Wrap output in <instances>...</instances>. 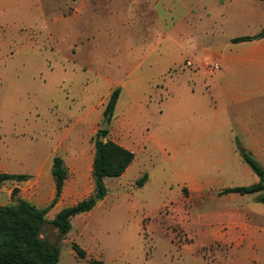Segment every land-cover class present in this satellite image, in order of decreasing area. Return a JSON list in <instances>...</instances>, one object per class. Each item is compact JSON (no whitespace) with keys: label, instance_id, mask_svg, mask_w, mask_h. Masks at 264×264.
<instances>
[{"label":"rangeland","instance_id":"374dc122","mask_svg":"<svg viewBox=\"0 0 264 264\" xmlns=\"http://www.w3.org/2000/svg\"><path fill=\"white\" fill-rule=\"evenodd\" d=\"M131 2L0 0V155L7 151L16 173H25L27 180L36 171L23 167L53 156L64 159L67 182L77 162L87 174L110 95L116 88L122 93V85L110 81L132 78L126 79L115 64L120 39L127 35L134 45H147L149 19L156 17L152 9L143 14ZM103 35L114 42H102ZM149 72L144 69L137 75L141 79L129 85L134 97L118 99L106 137L129 146L138 157L142 154L127 177L105 180V201L72 219L71 231L59 242L58 264H218L214 255L220 240L214 227L239 231L249 226L242 236L256 240L255 228L264 225V205L257 202L264 191L219 199L223 187H207L199 194L198 186L181 182V171L215 175L221 164L226 171L233 166L231 160L221 161L232 155L233 145L218 133L221 123L210 111L203 76H193L185 65L163 75ZM194 82L197 93L192 97L187 87ZM211 131L216 134L201 135ZM150 133L158 144L177 149L176 158L169 160L147 143ZM217 145L222 153L215 151ZM248 155L264 168V155ZM249 171L252 177L232 169L225 178L244 182L235 186H250L259 178ZM144 175L146 182L137 186ZM222 208L233 210L222 213ZM43 236L58 241L51 225ZM73 243L93 253L79 258ZM172 243L188 247L181 250Z\"/></svg>","mask_w":264,"mask_h":264},{"label":"crops","instance_id":"0c3cea01","mask_svg":"<svg viewBox=\"0 0 264 264\" xmlns=\"http://www.w3.org/2000/svg\"><path fill=\"white\" fill-rule=\"evenodd\" d=\"M128 1H132L135 9L143 14L147 12V9H152L156 17L149 19L148 24L152 29L149 41L144 42L148 43L147 45H134L129 36L121 37L120 41L123 43L120 50L121 55L118 60H115V64L126 79L132 78L128 82L119 81L114 84L110 81V83L122 85V93L119 98L121 99L124 95L128 98L134 97L129 85H135L141 79L137 75L143 73L144 69L145 71L149 69V74L161 73L163 75L185 65L193 76H203L210 111L221 123L218 133L224 134L233 145V148L229 150L232 155L227 159L222 158L221 161L225 163L231 160L233 166L226 167L228 169L226 171L221 164L222 167L217 168L215 175L200 172L184 174L181 171L180 178L182 183L198 186L199 194H202L207 187H223V197L219 199L226 197L232 199V195L226 194L224 191L228 188L241 187L235 185H242L244 182L227 181L225 176L234 169L239 170L242 177H252L249 171V168L251 170L252 168L246 162L244 155L251 154L256 159L259 158L257 155H264V36L257 38L264 31V2L261 0ZM24 8L29 9L30 4H26ZM147 13L149 14V12ZM195 32L197 36H195ZM241 37H252L253 39L233 42L234 39ZM101 40L102 42H114L111 40V35H103ZM107 47L105 46L104 49ZM105 51L101 52L102 57L106 56ZM216 64L219 65V69L212 72L208 71L209 68L205 66ZM171 78L173 80L174 76ZM167 86L170 88V85ZM195 87V82L187 87L192 97L197 93ZM167 95L173 96L174 94L167 92ZM187 95L191 99L190 94ZM202 95H205V92H202ZM213 134L216 132L201 133L203 136ZM110 140L116 142L114 139ZM146 142L157 147L166 156L168 155L169 160L176 158L177 149L174 147L168 149L163 144H158L159 141L153 133H150ZM116 143L135 155L134 161L121 176L124 178V176L127 177L142 153L139 152L138 157L135 150L129 146ZM221 146L217 145L215 151L222 153L224 149ZM237 148L243 160L237 157ZM75 154L80 160V151ZM54 157L42 158L40 161L34 162L31 167H23L24 171L31 168L36 171V176L30 177L28 180L14 181V183L13 181L0 182V191L2 192L0 193L2 194L0 195V206L12 205V191L14 188H18L20 195L17 198L28 201L38 208L47 207L54 200L56 194L52 176ZM94 157L95 147L87 160L86 175L81 172L82 168L79 169L82 162L76 163L77 168L73 178L66 182L59 201L48 212L47 220L52 221L63 208L73 206L93 193ZM15 169L12 156L7 151L2 153L0 155V174L20 175L16 173ZM21 175L26 174L22 173ZM220 210L222 213L225 211L230 213L233 208ZM262 227L255 228L257 231L254 234L256 240H253V237L242 236L247 234V230H251L249 226H243L239 231L236 227H229L227 230H224L223 227L219 229L214 227V232H218L215 233V239L220 240L214 255L216 262L218 264H264V225ZM220 229L224 231L222 232ZM172 244L181 250L188 247V245ZM77 245L86 253L85 258L82 259H86L93 253L85 247ZM201 247L203 246L201 245Z\"/></svg>","mask_w":264,"mask_h":264},{"label":"trees","instance_id":"16d2710c","mask_svg":"<svg viewBox=\"0 0 264 264\" xmlns=\"http://www.w3.org/2000/svg\"><path fill=\"white\" fill-rule=\"evenodd\" d=\"M264 2V0H261ZM264 36V31L257 38ZM252 37H241L233 42L252 40ZM120 96V88H116L110 95L104 110L105 118L112 120L116 104ZM109 131H99L95 142V157L93 162V193L79 203L63 208L52 220H47L48 212L57 204L68 179V169L61 156H55L52 164V176L55 182L56 194L54 200L45 208H38L28 201L17 198L18 188L12 191V205L0 206V264H58L60 257L59 242L66 238L72 229V219L75 216L92 211L99 202L108 195L105 184L106 178H119L134 161L135 155L130 150L116 142L106 139ZM103 134L104 140L99 137ZM246 162L257 174L259 181L250 186L228 188L226 194H254L264 191V168L248 154L244 155ZM26 175L0 174V182L25 181ZM147 180L144 175L137 186H143ZM257 202L264 205V195L257 198ZM46 225L53 226L58 232V241L52 242L44 238ZM73 250L81 258L86 253L76 243ZM92 264H96L92 262Z\"/></svg>","mask_w":264,"mask_h":264},{"label":"water","instance_id":"95a60500","mask_svg":"<svg viewBox=\"0 0 264 264\" xmlns=\"http://www.w3.org/2000/svg\"><path fill=\"white\" fill-rule=\"evenodd\" d=\"M109 123H110V120L108 118H106L105 121H104V124L101 127V131L108 130ZM99 140L100 141L104 140L103 134L100 135ZM241 153H244V151H241Z\"/></svg>","mask_w":264,"mask_h":264},{"label":"built area","instance_id":"2783aa9c","mask_svg":"<svg viewBox=\"0 0 264 264\" xmlns=\"http://www.w3.org/2000/svg\"><path fill=\"white\" fill-rule=\"evenodd\" d=\"M207 68H209V71L212 72V71H215V70H218L219 69V65H205Z\"/></svg>","mask_w":264,"mask_h":264}]
</instances>
